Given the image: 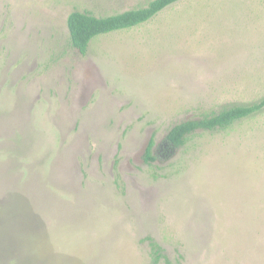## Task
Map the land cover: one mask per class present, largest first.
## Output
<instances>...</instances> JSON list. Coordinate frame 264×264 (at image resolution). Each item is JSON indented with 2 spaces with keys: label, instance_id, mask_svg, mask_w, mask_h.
<instances>
[{
  "label": "rangeland",
  "instance_id": "374dc122",
  "mask_svg": "<svg viewBox=\"0 0 264 264\" xmlns=\"http://www.w3.org/2000/svg\"><path fill=\"white\" fill-rule=\"evenodd\" d=\"M152 1L0 0V264H154L148 239L171 264H264V111L166 141L264 98V0H183L72 46L73 12Z\"/></svg>",
  "mask_w": 264,
  "mask_h": 264
},
{
  "label": "trees",
  "instance_id": "16d2710c",
  "mask_svg": "<svg viewBox=\"0 0 264 264\" xmlns=\"http://www.w3.org/2000/svg\"><path fill=\"white\" fill-rule=\"evenodd\" d=\"M181 1L183 0H153L147 7L105 17L75 11L69 16L67 23L71 44L85 54L90 43L97 37L139 27ZM262 111H264V98L250 106H233L212 117L176 125L167 134L166 141L175 149H181L198 131H225L237 122L254 117ZM154 146L155 142L151 140L145 153L146 163H152L156 159L152 154ZM148 241L152 249L154 264L162 260L166 264H171L164 249L154 240L148 239Z\"/></svg>",
  "mask_w": 264,
  "mask_h": 264
}]
</instances>
